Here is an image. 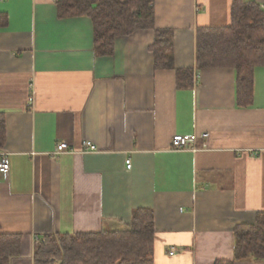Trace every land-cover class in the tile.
Segmentation results:
<instances>
[{
  "label": "crops",
  "instance_id": "crops-1",
  "mask_svg": "<svg viewBox=\"0 0 264 264\" xmlns=\"http://www.w3.org/2000/svg\"><path fill=\"white\" fill-rule=\"evenodd\" d=\"M244 1L264 14V0ZM231 3L153 0L154 29L173 32V69L157 70L154 29L100 56L88 17L59 18L56 0H0V234L21 237L10 264H34L35 238L129 231L139 209L153 213L152 264H264L235 260L233 234L264 211V67L241 108L234 70L195 63L197 29L229 27ZM186 69L192 87L179 89ZM175 135L194 140L173 151ZM63 143L70 152L55 155Z\"/></svg>",
  "mask_w": 264,
  "mask_h": 264
},
{
  "label": "trees",
  "instance_id": "trees-1",
  "mask_svg": "<svg viewBox=\"0 0 264 264\" xmlns=\"http://www.w3.org/2000/svg\"><path fill=\"white\" fill-rule=\"evenodd\" d=\"M59 18L88 17L93 45L100 56L111 55L115 38L137 30L154 29L153 0H56ZM229 27L198 28L196 69H231L235 72L237 106L245 108L253 97V72L264 67V14L252 2L232 0ZM149 50L155 69H173V32L154 29ZM193 71L176 70L177 88L192 87ZM5 144V121L0 114V151ZM234 258L264 260V211L255 222L235 227ZM19 235L0 234V264L20 252ZM154 218L150 210L132 213L130 230L90 234L44 236L34 245V264H152Z\"/></svg>",
  "mask_w": 264,
  "mask_h": 264
},
{
  "label": "built area",
  "instance_id": "built-area-1",
  "mask_svg": "<svg viewBox=\"0 0 264 264\" xmlns=\"http://www.w3.org/2000/svg\"><path fill=\"white\" fill-rule=\"evenodd\" d=\"M32 99H30L31 101ZM194 140V137H186V136H182V135H175L172 137L171 142H170V146H171V150L173 151H184L189 143H192ZM64 152H70L69 150V145L67 143H63V144H59L57 145L54 154L55 155H60ZM83 152H97V149L95 147V145H93L90 142H84L83 143ZM125 170L126 171H130L131 167H132V163L130 159H126L125 160ZM9 172V159L7 157V154L5 152H0V175L3 176L4 178L7 177V174ZM35 241H37L38 239H34ZM175 253L174 250H171L169 252L170 255H173Z\"/></svg>",
  "mask_w": 264,
  "mask_h": 264
}]
</instances>
